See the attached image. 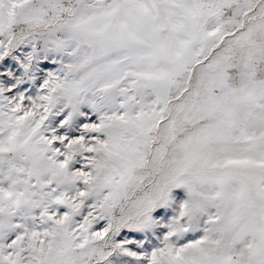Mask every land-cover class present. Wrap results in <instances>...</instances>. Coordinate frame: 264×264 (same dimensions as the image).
Masks as SVG:
<instances>
[{
    "label": "snow or ice",
    "instance_id": "1",
    "mask_svg": "<svg viewBox=\"0 0 264 264\" xmlns=\"http://www.w3.org/2000/svg\"><path fill=\"white\" fill-rule=\"evenodd\" d=\"M0 264H264V0H0Z\"/></svg>",
    "mask_w": 264,
    "mask_h": 264
}]
</instances>
